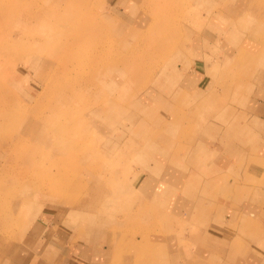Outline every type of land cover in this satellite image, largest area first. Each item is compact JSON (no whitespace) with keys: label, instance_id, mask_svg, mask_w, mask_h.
<instances>
[{"label":"rangeland","instance_id":"obj_1","mask_svg":"<svg viewBox=\"0 0 264 264\" xmlns=\"http://www.w3.org/2000/svg\"><path fill=\"white\" fill-rule=\"evenodd\" d=\"M233 1L0 0V264H24L17 252L36 244L44 245L47 264L77 248L89 259L85 253L71 258L77 255L83 264H243L251 256L264 264V213L225 215L240 209L233 205L235 192L226 195L220 183L209 189L206 180L215 174L207 167L196 170L213 147L209 125L218 124L215 116L227 105L246 112L238 100L252 107L263 87L246 72L255 67L243 70L242 61L253 65V56L240 46L229 44L234 55L224 60L222 47L194 43L197 33L223 34L219 11L232 19L226 10L236 6ZM151 8L160 13L145 17ZM243 12L256 15L248 7L238 14ZM152 19L160 34L138 45L146 34L142 26ZM162 19L169 31L159 29ZM233 32L227 36L234 44L241 33L251 36L242 28ZM153 41H162L166 51L128 66L125 60L135 61L134 54ZM201 51L210 70L196 56ZM170 71L180 75L178 82L197 77L211 90L199 112L190 89L186 100L173 93L177 79L164 85L162 103L155 95L162 81L152 85L157 102L148 107L154 121L162 115L181 134L164 147L162 133L138 125L135 104L150 94V77L166 79ZM251 79L252 89L245 86ZM232 89L239 92L236 98ZM253 136V144L262 137ZM183 147L190 153L184 157ZM192 189L212 202L202 212L191 214ZM242 221L248 228L241 230Z\"/></svg>","mask_w":264,"mask_h":264},{"label":"crops","instance_id":"obj_2","mask_svg":"<svg viewBox=\"0 0 264 264\" xmlns=\"http://www.w3.org/2000/svg\"><path fill=\"white\" fill-rule=\"evenodd\" d=\"M240 3H244V4L241 7H237L241 5ZM233 5L236 6L231 7L232 9L229 8V10H226L227 12H230L231 15H233L230 16V18H232L230 19L231 21L228 20L229 17H227V14L223 13L222 10L219 11V13L223 15V18H225L224 22L223 20L220 19L222 22L220 21V23H218V26L221 25L222 23L223 24L225 23L223 25L225 26V28L223 29V34H224L223 38H221L223 34H220L219 36L212 38L211 36L197 33L194 43L197 44V42H200L199 43L200 45L198 44L197 45L201 47H205L207 45L208 46L211 45L213 42V44H215L216 46L222 47L224 49L223 51L226 52V54L223 56L224 60L225 58H227L228 60L231 57L230 54L232 56L234 55L233 54L234 51L232 49L233 52H231L230 46H234V45L240 46V49L243 52L245 51L247 52L248 55L253 56V58L250 59V62H252L251 64H253L254 66L248 65V62L242 61L243 70H245V68L250 69L251 67H255L253 70H247L246 72H248V74H250L251 76L255 75V79L257 78V81H259V83L262 84L263 87L259 88L260 89L259 94L256 96L255 99L251 101L249 100L250 103H252V101L255 100L253 105L250 104V106L252 107H247V103H244V101H248V100H245L243 98L238 100L239 104L244 105L243 109L245 108L246 112L241 111L235 106L227 105V107L224 108L221 113L215 116L217 118L216 122L218 124H214L215 123L214 122L213 124L210 123L211 125H209V128L211 130V132L209 130V134L212 135L211 137H213L214 139L213 147L212 149H210L209 152V158L214 154L215 155L217 154L219 158L217 159L216 156H213V159L212 158L205 159L203 157V159L199 161L196 170L205 169L207 167L206 169H210L215 174L214 176H212V178L206 180V183L208 185V186L206 185V187H208L209 189H218L220 186L217 185V183H220L221 187L227 191L225 193L226 195H228L230 191L232 193L235 192V196L233 199L234 204L233 203L232 204L239 206L240 209L237 208L234 210L227 209L224 212L225 215H227V213H230L231 216H238L239 218L242 216L243 218L244 214L253 217L255 213H257L258 214L257 217H258L259 214L264 213V201H263L264 199V135L263 133L260 134L259 131H256L254 128L257 127L260 128L262 131H264L263 129L264 118H261L262 116H264V0H249V1L234 0ZM247 7L249 11L255 13L256 15L249 13L245 14V12L238 14L242 9ZM214 14L217 15L216 13ZM242 23H246V25L244 26ZM221 28L222 27H220V29ZM241 28L243 30H247L251 36L249 37L246 36L247 38L246 39L245 35L241 33V37H239V39H237L238 41L234 44L230 39H228L227 35L230 34V32L234 34L235 32H233V30H237ZM255 34H258V37H256V39L254 38ZM232 38L236 39V37L234 36H232ZM212 50L216 52L217 48H213ZM218 51L219 53L221 52L220 48L218 49ZM196 56L199 62H203V66L205 67V69L210 70L211 62L208 61L210 60L209 57H207V55L202 54V51L200 54ZM221 58H219L218 60H221ZM197 66L198 64L196 62V68ZM176 76L179 77L180 75L178 74ZM171 77L174 76L165 77L166 79L162 80L159 89L155 90V95H158L157 98L161 99V103H162L161 95H163L162 92H164L163 87L164 85L166 86V82L168 81V79H171ZM178 77H176L177 79L176 84H178L179 86L173 91V93L176 94L177 98H180L181 100L182 99L186 100L184 94L187 93L186 91L188 89H190L192 91L191 92L192 95L195 98L194 100L195 107L197 106L201 107L200 108L201 110L199 112L204 110L206 106V104L204 103V99L206 98V94L211 90L210 86L208 88L202 87L204 81L202 83H199L200 80H198L199 78L197 77L196 79L190 77L189 79L186 78L185 80H183V82L181 80L180 81L182 82L181 84L182 86H181L180 82H178V80H180ZM243 80H241L240 84H238L240 85V87L244 83L242 82ZM252 80L253 79H251L250 83L245 82V86L250 88L253 84L251 83ZM246 83L248 86L246 85ZM149 86L150 87L148 91L150 92L151 95L148 93L147 95L148 98L146 96L145 97L146 99L143 98L140 99V103L135 104L137 102V99L134 102L135 106L137 107L136 109L137 111H135V116H137L136 118H140L142 120L141 122L138 123V125L145 122V124H149L151 127L156 128L157 133L158 132L162 133L163 136L160 135L161 137L160 143L161 146L166 147L173 140L172 137L173 138L176 137L178 140L181 138V134L175 135L176 127L173 126L174 123L169 120L163 119L164 117L162 115H159L160 117H158V119L155 121L153 119L154 117L149 116L153 110H151L148 106L156 107L155 102L153 103L152 99L151 101L149 100V98L153 94L152 93L153 87L150 84ZM148 91L146 90L145 92ZM231 92H234V90L232 89ZM238 94L239 92H234V98H236ZM188 97L190 99V96ZM185 109L187 110L192 109V106L185 107L184 110ZM179 117H181V115H179L178 118ZM212 130H214V133L212 132ZM204 135H207V132ZM253 135H262V137H258L257 142L253 144L251 142V139L254 137ZM187 150H188L187 147L186 148L183 147V150H181L182 157H184L186 153L190 154L187 152ZM196 150L197 149H193L191 150V152L196 153ZM223 154L225 155L222 156ZM171 164L174 163L171 162ZM217 175L221 176L219 179L223 178V181L225 182L224 185H222L221 182L217 181L216 178ZM231 178H232V182L231 184H228ZM246 179L252 183L260 184V187L258 188L257 185H250V184L246 186L245 183H243V181ZM182 184L183 187L189 186L188 184L186 185L185 182L184 183L182 182ZM186 187L184 188L186 189ZM254 191L255 193L254 195H252ZM199 192H196V190H193L192 192H188L189 195H192V209L190 210L191 214L196 211L198 213L199 211L202 212V210L204 211V209L206 208V205L212 204V202L209 199H206L201 195L197 197V193ZM154 195H156L154 196L155 198H158L157 196H160L161 193H154ZM150 201L152 204H154L153 198ZM226 206L228 207L227 204ZM197 207L200 208L198 209ZM240 226H241V230L248 228L247 223H244V221H242ZM99 230L100 229H98L97 231ZM219 231L220 234L217 233L216 235L217 237L222 236L221 233L222 229H219ZM207 235L212 237L211 232L209 230L206 232V236ZM39 241L41 242L40 238ZM56 242L57 241H54L53 244H56ZM131 245L133 248H138L139 246L137 242H132ZM43 247L44 245L42 246V244L41 245L36 244L35 246H33V249L30 250L23 249L24 252L22 253L17 252V255L18 254L20 255L24 264H47V260L46 259L44 260V258L42 257V255L44 257L47 255L46 251H43L44 250ZM76 250H78V252H74L73 255L75 253H77V255L78 254L83 255L85 253L79 248H77ZM70 254L71 253H69L67 256L60 255L61 259L59 263L56 262V264H64L65 260H68V262L67 263L65 262V264H74V262H76V264H83L80 262L79 256L77 255L74 256L76 257L74 260V258H71L73 257V255L69 257ZM83 256L85 257L86 260L89 259L88 257H86V253ZM20 257L19 260L17 259V262L20 261ZM13 258L16 259L17 256ZM260 259H261L260 257L251 256V261L247 259L245 262H243V264H261L262 262Z\"/></svg>","mask_w":264,"mask_h":264},{"label":"bare ground","instance_id":"obj_3","mask_svg":"<svg viewBox=\"0 0 264 264\" xmlns=\"http://www.w3.org/2000/svg\"><path fill=\"white\" fill-rule=\"evenodd\" d=\"M84 2H85V0H83ZM75 2V1H74ZM6 5V4H5ZM8 5V4H7ZM84 5H88V3H87V1H86V3H84ZM139 11V10H138ZM193 12V11H192ZM160 12H159V8H157L156 10L155 9H149L148 10V12H146L145 14H147V16H145V17H153V16H157L158 14H159ZM144 16V15H143ZM148 18V19H149ZM153 20L154 19H152V20H146L147 22H149V23H151L150 25H147V24H145V25H143L142 26V28H145V30H146V34L145 35H143V36H141V41L138 43V45H142V42L144 41V40H153V39H155L156 38V36H157V34H160V32H157V29H155L156 31H154L153 30V27H154V23H153ZM183 20V19H182ZM180 21V20H179ZM186 22V21H185ZM195 24V23H194ZM196 25V24H195ZM159 27V29H166L167 31H169V23H167L166 21H164L163 19L161 20V24L158 26ZM157 28V27H156ZM128 30H129V33H131L133 30H135L134 28H128ZM92 31V30H91ZM91 31L89 32V33H91ZM88 33V34H89ZM171 34V32L170 33H168V35H170ZM154 36V38H152ZM164 45V46H163ZM135 51H137V50H135ZM166 51V46H165V44H163L162 43V41L160 42H155V41H153L152 43H151V45H149V47H148V49H146L145 48V50H140V51H137L135 54H134V56H135V61H131V59H126L125 60V62H128V66H131L132 67V65L131 64H133L134 65V63H136L137 64V58L140 60V61H142V63H145V62H147L149 59H151L153 56L155 57V55H158L159 53H161V52H165ZM137 55V56H136ZM134 56H130V58H133ZM119 59V60H118ZM117 59V62H116V66H119V62L118 61H121V59L120 58H118ZM175 71H176V69H175ZM174 73V72H173ZM173 73H172V71H170L169 73H167V75H166V77H168V76H173ZM176 75H177V73H175ZM163 75V71L162 72H160L159 74H158V76L159 77H161ZM176 75H174V79L173 80H175L176 79V77H178V76H176ZM163 79L161 78V79H159L158 81H152L151 80V77H150V80H149V84L150 85H154V83H159V82H161ZM176 83V82H175ZM151 99H152V101H153V103L156 101V100H154V98L153 97H150L149 98V100L151 101ZM157 102V101H156ZM156 104V103H155ZM153 105V104H152ZM150 117H154V116H156L155 115V113L153 114L152 112H151V114L149 115ZM162 117V116H161ZM157 187V186H156Z\"/></svg>","mask_w":264,"mask_h":264}]
</instances>
